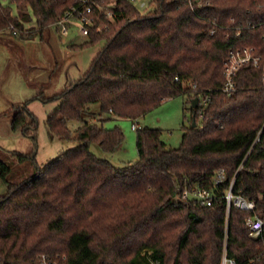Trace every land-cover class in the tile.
<instances>
[{"label": "trees", "instance_id": "trees-1", "mask_svg": "<svg viewBox=\"0 0 264 264\" xmlns=\"http://www.w3.org/2000/svg\"><path fill=\"white\" fill-rule=\"evenodd\" d=\"M14 1L22 17L0 4V33L12 30L23 39L56 25L73 6V0ZM121 4L124 14L106 23L108 31H93L73 46L105 43L90 69L42 99L60 103L46 120L50 134L81 145L43 167L35 151L13 152L36 167L18 180L0 161L7 186L0 195V264H38L43 254L65 256L66 264H221L224 253L238 263L250 261L264 238L250 237L247 213L232 209L227 216L223 196L233 181L234 193L264 213V146L254 145L264 128L262 66L242 68L232 96L221 88L231 51L252 48L264 63V0H158L145 13ZM28 8L39 31L24 30ZM214 24L219 28L209 36ZM183 94L209 103L185 108L192 122L184 125L179 148L162 142L163 130L145 127L136 130L137 163L116 168L92 154L95 143L109 154L123 145V130L105 128L106 121H137ZM94 104L100 123L93 122ZM77 121L82 125L74 137L69 123ZM38 124L26 105L16 110L11 128L36 144ZM220 170L226 180L214 185ZM183 187L205 188L217 198L211 207L180 201Z\"/></svg>", "mask_w": 264, "mask_h": 264}, {"label": "rangeland", "instance_id": "rangeland-1", "mask_svg": "<svg viewBox=\"0 0 264 264\" xmlns=\"http://www.w3.org/2000/svg\"><path fill=\"white\" fill-rule=\"evenodd\" d=\"M158 0H155V2ZM3 8L9 9L12 16L21 19L14 0H0ZM154 10V9H153ZM151 10V11H153ZM30 21L23 22L24 30H38L36 18L30 8L27 12ZM19 34L21 32L18 31ZM87 38L79 34L78 28L69 27V34L63 35L61 27L48 26L43 33L30 38H21L12 30L0 33V161L13 168V178L32 174L36 167L22 164L13 156V152L28 155L36 152L37 166L43 167L49 161L58 158L62 153L77 149L81 144L76 140L66 141L54 137L46 127L47 118L55 112L60 103L45 102L43 97L52 98L62 91L68 83L76 81L90 69L95 56L104 47L99 43L84 49H73L83 44ZM191 97L183 94L164 101L159 107L145 114L137 121L131 119L108 120L104 127H120L125 135L123 145L112 154L104 152L100 145H91V152L101 160H108L116 168H122L139 161L134 124L139 129L149 127L163 130L162 142L170 148H179L184 133V125L190 126L192 113ZM27 105L29 111L38 119V137L34 144L30 136L22 131H14L11 121L16 110ZM95 113L93 122H99V106L90 107ZM92 116L84 115L83 119L91 120ZM82 122H70L69 128L74 137ZM36 146V147H35ZM6 184L0 180V195L6 191Z\"/></svg>", "mask_w": 264, "mask_h": 264}, {"label": "built area", "instance_id": "built-area-1", "mask_svg": "<svg viewBox=\"0 0 264 264\" xmlns=\"http://www.w3.org/2000/svg\"><path fill=\"white\" fill-rule=\"evenodd\" d=\"M121 3L129 4L135 7L141 13L151 12L156 9L155 0H73V6L67 11L64 17L58 21L57 26L61 27L63 35L69 34V27L76 26L79 30V34L84 38H90L92 32L102 33L108 31L110 25L114 24L124 14V6ZM153 10V11H154ZM131 17L128 16V19ZM107 23V24H106ZM219 25L214 24L211 29L209 36H213L216 33ZM240 28L234 30L237 35H240ZM14 34L16 32L14 31ZM254 50L246 47L244 50L231 51L229 57L225 63L224 68V84L221 91L227 96H232L237 92V80L239 77V71L245 66H252L253 68H260L264 71V63L262 58L253 55ZM199 105L206 107L209 103V98L204 96L198 97ZM203 115L201 116V119ZM133 130H138L139 127L134 124L132 125ZM254 145L264 146V128L260 130L255 138ZM226 180V174L224 170L217 172L214 185L223 183ZM233 181L227 190L228 192L223 196L226 203L227 216L232 212V209L248 214V218L245 224L250 232V237L254 240H261L264 238V213H258L256 202L252 199H248L242 195L235 194L233 191ZM180 201L192 200L199 203L201 206L211 207L215 200L216 194L213 191L205 188H188L183 187L179 189ZM151 254V252H150ZM221 264H264V244L261 249L257 252L255 258L250 261L238 263L235 259L227 257L226 253L222 256ZM38 264H66V257L50 256V255H39L37 257ZM152 264H159V262H152Z\"/></svg>", "mask_w": 264, "mask_h": 264}, {"label": "water", "instance_id": "water-1", "mask_svg": "<svg viewBox=\"0 0 264 264\" xmlns=\"http://www.w3.org/2000/svg\"><path fill=\"white\" fill-rule=\"evenodd\" d=\"M198 105H199V98L196 97L195 99L192 100L191 107H193L195 109V108H198ZM196 126H197V124H195V122H193V127L196 128Z\"/></svg>", "mask_w": 264, "mask_h": 264}]
</instances>
